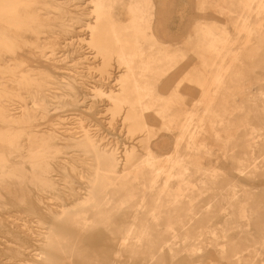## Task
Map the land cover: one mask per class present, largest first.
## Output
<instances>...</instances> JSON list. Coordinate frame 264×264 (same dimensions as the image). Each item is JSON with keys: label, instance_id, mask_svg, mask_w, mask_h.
<instances>
[{"label": "bare ground", "instance_id": "bare-ground-1", "mask_svg": "<svg viewBox=\"0 0 264 264\" xmlns=\"http://www.w3.org/2000/svg\"><path fill=\"white\" fill-rule=\"evenodd\" d=\"M71 2L0 0V261L264 264L235 185L264 176V0H197L233 32L206 14L182 41L173 0ZM94 102L132 144L74 115ZM60 111L76 130L37 129Z\"/></svg>", "mask_w": 264, "mask_h": 264}, {"label": "rangeland", "instance_id": "rangeland-1", "mask_svg": "<svg viewBox=\"0 0 264 264\" xmlns=\"http://www.w3.org/2000/svg\"><path fill=\"white\" fill-rule=\"evenodd\" d=\"M197 0H173V4L170 6L171 12L168 13V20L166 26L168 29L172 28V32H170L174 36L173 39L175 41H182L184 39V36L186 32L189 31V28L191 27V24H193L195 21H198L201 19V17H204L206 14L209 17H213L215 20H217L221 24H226L229 26L230 31L233 32V28L230 26L228 19L223 15L218 12L213 11L212 9H208L207 12L205 13L204 11L199 10L196 4ZM76 0H72V4H75ZM76 5V4H75ZM71 9L79 8L76 6H71ZM74 27L72 28V32L76 35H79L76 38H82L86 37V35L83 33L84 27H82V22H74ZM81 34V35H80ZM75 38V39H76ZM195 58V59H194ZM197 58L191 55L189 63L184 65L182 67V71H188L192 68L194 63L196 62ZM68 64L64 66L68 67L73 64V62L78 61L74 60V58H69ZM85 65L88 63H91L92 60H85ZM95 64L92 63V66ZM81 65H79L80 67ZM84 66V65H83ZM64 70H60L62 73ZM109 73L111 74V79H113L114 76L119 75L120 73L118 72V69L115 68V65H113ZM95 78L92 80L95 81V79H98L99 77V72L95 70L94 72ZM189 84V83H187ZM186 84V85H187ZM195 87V86H194ZM198 87H195V90L192 92L193 94V99L197 98L199 95ZM91 105L89 103V100L86 99V105ZM106 102H94L92 107L90 109H87L86 107L82 106L81 104L78 108L75 109V114L78 115L77 117H80L83 119L84 125H92V127H95L96 129H99V133L102 136H105V139L109 140L112 144L117 143L118 146L123 147V146H128L132 144L133 140L128 139L127 135L124 133L123 127L120 125V117L116 116L115 113L112 109L111 106L105 105ZM82 106V107H81ZM81 107V108H80ZM87 109V110H86ZM106 110V111H105ZM67 113H72L69 111H60L58 113L60 118L57 119V117H53L51 120H44L40 121L37 123L36 127L37 129H47L51 127L57 126L60 132H65L66 129H71L74 127V129H77V119L74 120L73 118L70 120H64L61 121L62 118H66ZM60 123L56 125L57 123ZM156 123L157 121H153ZM72 130V129H71ZM66 133V132H65ZM258 154V153H256ZM215 159L216 157L213 156ZM260 159V158H259ZM207 160V159H206ZM209 161L207 160V165ZM225 168V171L230 172L231 166L228 165V162L226 165L223 166ZM229 181H227V178L224 181H221L219 183V187H215L216 189H221L222 187H226ZM242 182L247 183V188L252 189V194H253V200L255 204L252 206L253 207V212L252 215L254 217V221H252V229L251 231L254 233L256 237L259 236V232H264V176H256L252 180L248 181L247 179H244L242 176L239 177V179L236 181V190L238 193L241 195V189H242ZM208 200L209 198H205ZM219 215L217 213L214 214V217H218ZM220 222L223 223V220L221 218L214 220L213 222ZM230 232H237L236 230H231ZM261 255L264 259V243L262 246H259ZM246 253V251H245ZM0 264H11L10 261L7 260H2L0 261ZM210 264V263H208Z\"/></svg>", "mask_w": 264, "mask_h": 264}]
</instances>
